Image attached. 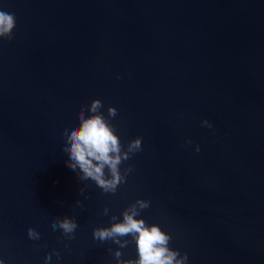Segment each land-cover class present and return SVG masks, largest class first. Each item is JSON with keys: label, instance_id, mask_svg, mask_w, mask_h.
I'll return each instance as SVG.
<instances>
[{"label": "water", "instance_id": "obj_1", "mask_svg": "<svg viewBox=\"0 0 264 264\" xmlns=\"http://www.w3.org/2000/svg\"><path fill=\"white\" fill-rule=\"evenodd\" d=\"M0 10L16 19L13 39H0L4 264H46V250L48 264H117L116 250L134 259L135 241L120 249L92 233L137 199L150 201L138 218L188 264H264V0H0ZM93 99L106 117L117 109L125 149L142 138L115 194L81 181L63 151ZM53 216L77 221L75 239Z\"/></svg>", "mask_w": 264, "mask_h": 264}, {"label": "clouds", "instance_id": "obj_2", "mask_svg": "<svg viewBox=\"0 0 264 264\" xmlns=\"http://www.w3.org/2000/svg\"><path fill=\"white\" fill-rule=\"evenodd\" d=\"M15 27L14 14L0 10V39L11 41ZM102 107V101L99 99H93L90 105H81L78 112L79 126L70 125L63 134L66 140L63 151L68 157L67 166L77 172L81 181L92 180L104 193L115 194L118 186L126 183L128 174L134 170L129 166L122 173L120 165L131 159L134 153L142 150V138L131 140L125 149L116 134V126L109 119L117 115V109L109 106L106 117L101 111ZM85 109L90 113L87 116ZM201 125L212 127L206 119L201 121ZM191 143L189 139L187 144ZM196 151H200L199 145L196 146ZM83 191L84 189H80L81 193ZM76 204L82 207L79 200ZM149 206V200L137 199L123 210L122 220L112 215L110 218L112 223L109 227L94 228L93 238L101 242L111 240L119 245L120 249L135 241L136 258L121 259V251L116 250L113 255L117 264H188L187 252L181 255L179 250H173L168 246L171 240L169 233L162 231L157 224L149 225L143 218H138L141 210ZM108 212L109 209L105 207L103 214L107 215ZM51 226L53 230L57 228L62 230L68 240L75 239L74 233L78 224L74 218L65 216L61 219L53 216ZM128 236L131 240L123 239ZM28 238L32 241L41 239L40 234L33 228L28 229ZM54 254L59 258V252ZM51 259L52 254L46 250L44 252L46 264ZM0 264H4V261L0 260Z\"/></svg>", "mask_w": 264, "mask_h": 264}]
</instances>
